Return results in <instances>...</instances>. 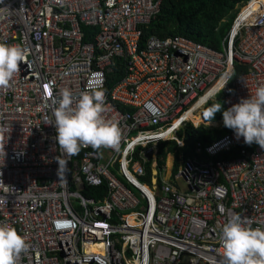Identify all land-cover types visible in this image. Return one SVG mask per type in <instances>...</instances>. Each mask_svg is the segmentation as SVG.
Segmentation results:
<instances>
[{"label":"built area","instance_id":"2783aa9c","mask_svg":"<svg viewBox=\"0 0 264 264\" xmlns=\"http://www.w3.org/2000/svg\"><path fill=\"white\" fill-rule=\"evenodd\" d=\"M251 1L215 50L182 36L150 35L141 46L161 0H0V42L26 50L0 87V224L29 244L18 264H226L220 233L231 215L264 228L258 144L230 129L179 154L176 168L173 153L164 165L157 158L161 141L183 146L177 132L194 124L185 112L220 79L196 111L218 94L227 109L264 85V4ZM235 63L247 70L235 74ZM64 89L73 107L81 92H105L119 149L62 152L51 121Z\"/></svg>","mask_w":264,"mask_h":264},{"label":"clouds","instance_id":"9594fccd","mask_svg":"<svg viewBox=\"0 0 264 264\" xmlns=\"http://www.w3.org/2000/svg\"><path fill=\"white\" fill-rule=\"evenodd\" d=\"M26 50L19 44L0 42V87L7 86L18 74L25 60ZM71 90L64 89L61 99L52 109L51 124L56 129V141L65 155H75L82 145L93 148L119 149L121 131L118 125L104 118L105 92L96 89L84 91L75 98ZM217 112L222 113L223 124L232 129L236 138L245 144H258L264 148V85H258L249 98L224 109L216 102L204 115L208 124ZM61 169L66 170L67 161L56 159ZM220 244L226 264H264V228L251 227L239 213L231 215L222 226ZM29 244L11 226L0 224V264H18L22 253H27Z\"/></svg>","mask_w":264,"mask_h":264},{"label":"trees","instance_id":"16d2710c","mask_svg":"<svg viewBox=\"0 0 264 264\" xmlns=\"http://www.w3.org/2000/svg\"><path fill=\"white\" fill-rule=\"evenodd\" d=\"M246 0H161L159 13L150 24L141 27L142 34L140 39L141 46L144 45L150 35L159 38L182 36L194 42L204 44L212 49L221 50L222 40L230 24L238 11L241 3ZM264 4V0H253ZM116 71L112 77L119 79L122 77V62L116 61ZM247 70L246 65L234 64V72L238 74ZM110 77V79H112ZM223 103L222 94L216 95L213 100L208 101L202 111L195 114L190 121L194 124H200L194 127L191 123L185 126L184 131L177 132V139L183 141L182 147H177L176 139L161 141L158 144V163L164 165L167 153L174 154V168L179 164V154L184 157L191 155L197 142L206 145L230 129L223 124L222 113L217 112L214 119L208 124V118L204 115L214 103ZM222 122L221 126H216ZM239 148L233 149L229 153H224L218 158L235 156ZM168 159V158H167ZM168 164V162H167ZM169 165V164H168ZM150 175L149 168L147 169ZM147 179V178H146Z\"/></svg>","mask_w":264,"mask_h":264},{"label":"bare ground","instance_id":"6f19581e","mask_svg":"<svg viewBox=\"0 0 264 264\" xmlns=\"http://www.w3.org/2000/svg\"><path fill=\"white\" fill-rule=\"evenodd\" d=\"M251 4L256 7L257 6V2L256 1H251ZM222 83V79H220L217 83H215L204 95H202L200 97V99L197 101V103L187 112H185L184 117L188 118L189 117H193L196 114V109L198 108V106L204 101L206 100L211 94H213L221 85ZM196 111V112H195ZM202 123V122H201Z\"/></svg>","mask_w":264,"mask_h":264},{"label":"rangeland","instance_id":"374dc122","mask_svg":"<svg viewBox=\"0 0 264 264\" xmlns=\"http://www.w3.org/2000/svg\"><path fill=\"white\" fill-rule=\"evenodd\" d=\"M198 112H199V110H197L196 114H197ZM199 116L202 117V116H201V113H199ZM191 118H192V117H189V119H191ZM201 119H202V118H201ZM189 123H190V122H189ZM191 124H192V123H191ZM200 124H202V123H201V122L198 123L197 126L200 125ZM221 124H222V122H220L219 125L216 126V127L219 128V127L221 126ZM192 125H194V124H192ZM167 158H168V159H167V162H168V164H169V165L167 164V166H170L171 163H172V154H169ZM179 183H180V189H181L182 191H185V190H186V185H185V184L183 183V181H181V180H180Z\"/></svg>","mask_w":264,"mask_h":264},{"label":"water","instance_id":"95a60500","mask_svg":"<svg viewBox=\"0 0 264 264\" xmlns=\"http://www.w3.org/2000/svg\"><path fill=\"white\" fill-rule=\"evenodd\" d=\"M202 118V117H201ZM203 120V119H202ZM204 125H206V124H204ZM155 173V172H154ZM154 181H155V177H154Z\"/></svg>","mask_w":264,"mask_h":264}]
</instances>
